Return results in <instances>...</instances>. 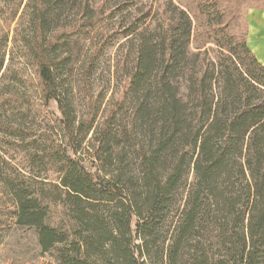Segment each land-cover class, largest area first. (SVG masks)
Returning a JSON list of instances; mask_svg holds the SVG:
<instances>
[{"label":"trees","instance_id":"obj_1","mask_svg":"<svg viewBox=\"0 0 264 264\" xmlns=\"http://www.w3.org/2000/svg\"><path fill=\"white\" fill-rule=\"evenodd\" d=\"M263 2L0 0V106L53 117L32 136L0 112V227L34 229L58 264H264V64L246 18ZM116 47L122 88L97 123L90 72ZM77 66L84 115L64 84ZM20 136L38 175L8 158Z\"/></svg>","mask_w":264,"mask_h":264},{"label":"rangeland","instance_id":"obj_2","mask_svg":"<svg viewBox=\"0 0 264 264\" xmlns=\"http://www.w3.org/2000/svg\"><path fill=\"white\" fill-rule=\"evenodd\" d=\"M126 4L129 5L130 0H125ZM252 9V8H251ZM250 10V9H249ZM248 10V11H249ZM248 13V12H247ZM247 16V15H246ZM245 24L244 18L238 20V26H234L232 32L236 33L243 28ZM14 26V24H13ZM12 26V27H13ZM88 42L81 38L73 43L72 49L75 52L83 51L87 48ZM117 47L111 51L103 54L102 57L96 61L90 72V86L91 90L94 92L95 96L98 97L99 102V111L97 115V123L101 121L104 111L109 107L111 103L116 99L119 91L122 88V72L117 68ZM19 69V68H18ZM67 74L64 78L65 87H67L70 97L75 103L78 113L85 114L87 111V103L84 99V88L82 81V73L85 71L84 67H73L69 68ZM25 72L22 79L31 83L34 80L33 71L31 68L22 70ZM36 98L29 99V105L32 108L36 107ZM27 102V101H23ZM38 102V101H37ZM12 108L7 104L0 106V112L10 113L8 116L10 119L18 120L21 122H27L31 126L32 130L30 135H35L38 133L37 124L40 121L50 122L53 117L50 112L46 111L41 116H36L33 112L30 113V116L24 119L23 112L25 110L19 109L11 112ZM51 117V118H50ZM48 123H45L44 128L47 129ZM52 126V122L49 127ZM47 131H43V134H47ZM2 138L3 151L7 150L5 145V135ZM25 141L24 136H20L18 140L13 142V146L10 149L8 158L16 163L19 167L31 171L34 169L35 174L40 171L38 166L35 165V168L31 163L32 146L31 138L26 137ZM87 156V155H86ZM43 167L41 168V171ZM44 173V172H43ZM55 250L49 251L47 253H42L41 247L38 241V235L34 229L27 227H19L14 224L5 225L0 227V264H58L55 259Z\"/></svg>","mask_w":264,"mask_h":264},{"label":"crops","instance_id":"obj_3","mask_svg":"<svg viewBox=\"0 0 264 264\" xmlns=\"http://www.w3.org/2000/svg\"><path fill=\"white\" fill-rule=\"evenodd\" d=\"M246 18L248 22L247 44L259 61L264 64V6L250 9Z\"/></svg>","mask_w":264,"mask_h":264}]
</instances>
